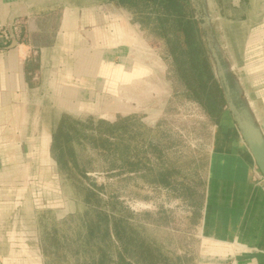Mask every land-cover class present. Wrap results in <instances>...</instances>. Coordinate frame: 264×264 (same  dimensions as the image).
Instances as JSON below:
<instances>
[{"label": "crops", "instance_id": "obj_1", "mask_svg": "<svg viewBox=\"0 0 264 264\" xmlns=\"http://www.w3.org/2000/svg\"><path fill=\"white\" fill-rule=\"evenodd\" d=\"M51 1L0 0V28L10 30L21 19L27 39L18 44L0 35V223H15L12 230L0 228V239H11L9 256L0 264L16 263V237L35 236L18 230L29 220L22 209H30L32 220L35 210L45 208L35 205V192L46 190L35 175L51 172V110L62 111L59 117L67 109L92 110L84 105L114 101L115 93L141 76L142 217L170 214L184 223L181 229L164 228L155 220L142 224V231L167 230L196 242L193 264H264V182L227 104L212 117L193 101L204 115L205 139L184 128L167 130L175 93L166 71L154 64L139 67L147 56L141 57V32L131 17L109 6L64 7L51 27L46 19L53 11L37 8ZM256 3L260 15L249 20V40L239 53L264 110V0ZM234 38L240 42L238 34ZM258 115L264 129V116ZM8 207L11 213L3 214ZM152 239H142V254H171L178 262L191 257L187 250L170 251L161 244L160 250ZM147 240L156 247L145 248ZM142 264H150L147 257ZM152 264L165 262L153 258Z\"/></svg>", "mask_w": 264, "mask_h": 264}, {"label": "rangeland", "instance_id": "obj_2", "mask_svg": "<svg viewBox=\"0 0 264 264\" xmlns=\"http://www.w3.org/2000/svg\"><path fill=\"white\" fill-rule=\"evenodd\" d=\"M256 1L201 0L204 11L213 18L212 30L216 42L222 48L226 60L238 66L237 75L242 78L258 113L264 116V110L258 103L260 99L253 93L255 86L251 72L244 67V58L239 53L249 40L253 26L249 20L260 15L256 13L262 7H258ZM134 3L124 6L107 0H53L50 4L39 3L37 8L49 7L53 11L51 17L46 19L51 27L57 24L64 7L109 6L119 15L131 17L132 22L140 28L141 57L147 56L146 60L143 59L145 64L141 58L139 67L150 68L154 64L156 68L166 71L168 85L175 93L168 106L172 118L166 129L184 128L205 139L208 131L200 125L204 115L197 103L195 105L194 93L192 95L187 89L186 82L196 83L194 86L199 92H209L210 87L204 83V88V84L196 82L202 71L190 70L188 63L183 66L188 71L183 73L184 77L181 76L179 65L186 60L185 47H180L176 52L178 63L174 62L170 53V49L181 42L177 31L186 22L166 21L162 17V10L157 12L158 8H154L153 4L150 7L142 1ZM182 7L180 11L183 14ZM193 9L190 6L185 12L188 15L193 12L194 20H198ZM23 33L26 34L24 30ZM236 34L240 37L239 43L234 38ZM198 42L195 47L208 54L205 35L198 37ZM164 100L167 101L166 98ZM85 107L93 109H67L64 111L66 115L61 117L62 111L51 110L48 121L52 131L56 134L63 120L67 140L55 154L52 149L51 172L35 175V182L43 179L46 187L45 192H35V205L43 203L45 208L35 210L32 220L30 209H22L21 215L25 219L29 217V220L20 222L23 227L19 226L18 230L28 231L37 237L28 235L15 238L18 244L15 264H26L28 261L38 264L39 257L43 264H142L148 255L142 254L144 238L156 240L160 250L161 244L170 251L187 250L191 256L178 262L171 254H152L158 261H164L165 264H193L196 242L170 236L167 230L147 227L146 232L142 231V224L148 225L155 220L164 228L178 226L181 229L184 225L179 216L170 214H161L155 219L142 217V198L145 196L142 191V76L133 78L125 92L115 93L114 101L104 98L97 104L95 99ZM55 155H62L61 165ZM11 211L8 207L3 210V214H10ZM102 213L109 215V218ZM14 224L0 223V228L12 230ZM116 233H119L120 241ZM9 239H0L1 259L9 256ZM148 240L145 248L153 247Z\"/></svg>", "mask_w": 264, "mask_h": 264}, {"label": "trees", "instance_id": "obj_3", "mask_svg": "<svg viewBox=\"0 0 264 264\" xmlns=\"http://www.w3.org/2000/svg\"><path fill=\"white\" fill-rule=\"evenodd\" d=\"M107 1L119 2L120 4L124 6H130V5L132 6V4L135 5L134 2L142 1L145 3V5L150 6V7H151V4H153V6H155L154 8H158V10H156L157 12L162 10L161 11L162 12L161 14L163 15L162 17L166 21H173V22L179 21V23L181 24L183 21L186 22L185 26L183 28H179V30L177 31V35L180 36L181 42L179 43V45H175V47L171 48L170 53L172 54L174 62L178 63L179 60H178L176 52L178 51L180 47H183V48L185 47V51H187L185 52L186 60L182 65H179L180 74L182 73L181 76L184 77L183 73L187 72L188 68L192 71L201 70L202 75L201 76L199 75L198 77L199 81H196V82L198 84L206 83V85L210 87V91L208 92V91L203 90L199 92V89L195 88L194 86V84L196 83H191V82H186V87L190 92H192V95L194 93L193 100H195V102L200 104L210 116L212 117L219 116L222 108L226 106L225 98L223 96L222 90L220 89L219 83L217 79L215 78L213 66L211 64L209 55L207 54L205 50H202L199 47H195L199 43L198 37H202L205 35L204 31L201 29L202 22L199 20H194L193 18L194 15H192L193 12L190 15H188V13L185 12V10L187 11V9L190 6L191 7L193 6L194 8L193 11L197 15L193 1L192 0H182V1H179V0H107ZM181 7L184 8L183 14L180 11ZM187 57H189V61L187 60ZM187 63L189 64L188 65L189 67L187 69L186 67L183 68V66ZM176 72L179 73L178 71ZM206 85L204 84L205 86L204 88H206ZM64 124L65 122L62 120L56 134H54L53 136L52 149L54 151L53 152L54 154L58 149L62 148L64 143H66L65 140H67V138L65 134ZM100 124H103V123H100ZM111 126L116 127L117 125H111ZM56 158H57L59 165H61L62 155H59V157L57 156ZM102 214H104V216L109 218V215H107L106 213H102ZM115 236L117 237L118 241L121 240L119 233H116ZM146 257H147L148 262L152 264L153 263L152 256L149 257L147 255Z\"/></svg>", "mask_w": 264, "mask_h": 264}, {"label": "water", "instance_id": "obj_4", "mask_svg": "<svg viewBox=\"0 0 264 264\" xmlns=\"http://www.w3.org/2000/svg\"><path fill=\"white\" fill-rule=\"evenodd\" d=\"M192 1L198 20L202 22L205 45L228 110L264 178V129L258 111L242 78L237 75V66L226 60L222 48L216 42L212 30L213 18L204 11L201 0Z\"/></svg>", "mask_w": 264, "mask_h": 264}, {"label": "built area", "instance_id": "obj_5", "mask_svg": "<svg viewBox=\"0 0 264 264\" xmlns=\"http://www.w3.org/2000/svg\"><path fill=\"white\" fill-rule=\"evenodd\" d=\"M23 26L24 22L23 20H16L13 22L11 25V29H3L0 28V35L4 39H9L11 36L15 39V41L18 43L19 41L25 40L26 39V34L23 33ZM260 180L264 182V178L260 176Z\"/></svg>", "mask_w": 264, "mask_h": 264}]
</instances>
